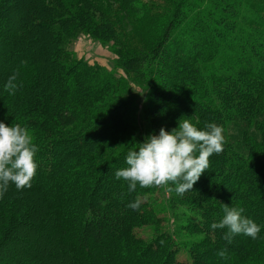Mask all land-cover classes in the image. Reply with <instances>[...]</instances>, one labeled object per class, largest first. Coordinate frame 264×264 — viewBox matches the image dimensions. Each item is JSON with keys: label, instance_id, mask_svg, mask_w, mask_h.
Here are the masks:
<instances>
[{"label": "trees", "instance_id": "1", "mask_svg": "<svg viewBox=\"0 0 264 264\" xmlns=\"http://www.w3.org/2000/svg\"><path fill=\"white\" fill-rule=\"evenodd\" d=\"M80 36L110 70L75 56ZM181 118L222 125L223 151L184 194L129 192L114 175L128 149ZM0 121L39 148L31 186L0 198V264L29 243L19 264H264V0H0ZM223 205L258 237L212 229Z\"/></svg>", "mask_w": 264, "mask_h": 264}, {"label": "clouds", "instance_id": "2", "mask_svg": "<svg viewBox=\"0 0 264 264\" xmlns=\"http://www.w3.org/2000/svg\"><path fill=\"white\" fill-rule=\"evenodd\" d=\"M17 74L8 77L6 87L15 90ZM225 141L223 126L208 122L203 128L192 123L190 118H181L171 131L161 127L159 133L148 135L142 143L129 148L125 156L126 167L114 175L117 180L127 181L128 191L137 186L144 188L171 182L177 194L191 190L209 166V158L223 151ZM38 145L26 127L18 123L6 125L0 121V198L10 185L17 190L31 186L38 164L35 156ZM137 198L127 207L139 209ZM223 216L214 222L212 229H227L225 238L243 234L256 239L261 225L243 215V209L223 205ZM221 251L219 255H223Z\"/></svg>", "mask_w": 264, "mask_h": 264}, {"label": "rangeland", "instance_id": "3", "mask_svg": "<svg viewBox=\"0 0 264 264\" xmlns=\"http://www.w3.org/2000/svg\"><path fill=\"white\" fill-rule=\"evenodd\" d=\"M152 3H157L156 1H153ZM99 8L101 3L96 4ZM109 9L113 11V13H103V16L110 20L112 22L114 30L118 33V35L123 34V31L125 30L124 27H127L126 24L121 23L120 17L115 14L116 10L114 6H108ZM128 35V36H127ZM151 36V34H150ZM123 37L125 40L129 41L131 46H139L141 42H145L143 38H138L137 32H134L130 30L128 33L125 31L123 34ZM122 39V38H121ZM149 38H146V40ZM124 41V39H122ZM71 51L75 54V56L78 59H82L87 61L88 63H98L101 66L105 67L106 69L110 70L112 68V63L116 59V56L109 52L108 48L106 46H102L101 44H98L97 42L92 41L87 36H80L76 42L70 47ZM22 235H18L20 237ZM30 244H20L19 249L17 252H15L14 259L16 260V264H19V262L22 259L23 253L27 251L28 247H30ZM179 260L183 261L184 258L179 255ZM30 263H32L30 261Z\"/></svg>", "mask_w": 264, "mask_h": 264}]
</instances>
